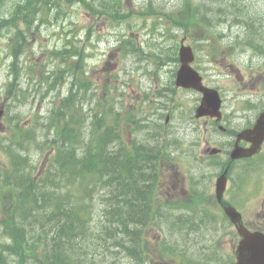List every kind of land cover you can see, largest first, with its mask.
Returning a JSON list of instances; mask_svg holds the SVG:
<instances>
[{"label": "rangeland", "instance_id": "obj_1", "mask_svg": "<svg viewBox=\"0 0 264 264\" xmlns=\"http://www.w3.org/2000/svg\"><path fill=\"white\" fill-rule=\"evenodd\" d=\"M16 1L22 5L25 0ZM86 1L88 3L81 7L57 0L51 11L39 5L40 11L34 14L36 23H19L14 31L23 34L25 42L18 52V63L10 56L13 28L9 31L3 28L0 35V168L3 173L12 172L9 154L17 156L20 163L15 170L28 181L27 187L33 189L30 184H34L36 197L45 198L39 191V188L46 189L39 187L40 180L46 178L43 176L46 171L53 173L64 160H54L55 144L45 147L46 142L40 141L25 145L19 139L32 127L41 135L51 130L47 123H52L68 87V78L61 77L59 82L53 83L52 77L60 75L68 60L60 51L65 45L71 48L70 43L74 44L69 56L75 52L86 57L87 79H95L99 86L92 97L90 91L87 93L84 109L89 111L91 101L99 98L101 91L102 97L107 98L103 107L112 105L121 110L122 115L130 111L136 121L145 126L124 129L122 122L120 139L115 131L107 140V146L115 150L118 160H125L128 150L133 149L136 161L123 165L128 168L124 175L119 168L104 173L102 178H91L89 204L95 209L102 207V232L100 223L89 218L88 227L98 229L96 235L91 234L88 239L74 235L68 247L82 253L77 257L79 264H133L135 258L125 247L133 251L134 245L139 249L145 248L147 243L156 246L165 229L154 217L148 218L145 225H141L142 219L137 215L125 222L126 214L136 209L130 206L131 201L136 202V197L124 198L122 202L118 192H123L124 188L130 191V185H134L132 196L139 194L144 188L135 177L144 176L147 195L152 197L150 213L160 208L164 184L173 187L169 179L176 183L173 189L165 188L167 193L200 194L205 190L200 185L203 181L211 194L213 173L217 172L218 163L225 159L229 149L225 142L232 141L231 133L222 134L207 128L202 118L194 117L197 95L174 85L172 71L177 66L170 61L174 53L177 55L181 42L188 45L194 57L192 67L207 85L220 88L227 115L232 106L236 114L257 111L264 104V86L252 79L258 73L264 76V0H189L195 8L186 14L187 35L170 23L179 20V5L185 0ZM10 3V0H0V17L7 18L12 12ZM60 16L62 20L54 18ZM14 72H17V80ZM245 99L253 101L252 109L251 103L250 106L245 104ZM109 126L114 127L105 123L106 128ZM77 147V154L81 155L82 147ZM217 148H221L222 153H217ZM234 166L231 177L237 184L230 183L225 198L242 213L248 225L259 224L264 221V144L254 160L237 161ZM130 171H134L132 176L137 184L132 179L121 178ZM179 182L183 183V188H179ZM83 184L88 185L89 181ZM64 190L61 185L56 197L54 194L50 198L58 201V195ZM17 194L23 195L21 186L0 183V264H20L21 256V264H59L67 245L57 246L52 234L41 238L40 232L43 236L68 209L58 213L49 204L30 203L33 198L19 205ZM210 205L215 206V201ZM112 206L117 208L113 210ZM110 212H118L120 216L114 220L108 216ZM186 217L188 221L194 220L196 227L183 230L178 239L187 251L184 264L228 261L237 239L233 243L231 237L235 230L227 218L222 213L218 217L214 215L217 228L213 226L214 220L204 228L200 215L186 214ZM4 223L8 224V229L22 234L24 247L20 257L12 252L13 237L2 233ZM126 228L135 232L139 241L133 243ZM164 261L170 263L168 259Z\"/></svg>", "mask_w": 264, "mask_h": 264}, {"label": "trees", "instance_id": "obj_2", "mask_svg": "<svg viewBox=\"0 0 264 264\" xmlns=\"http://www.w3.org/2000/svg\"><path fill=\"white\" fill-rule=\"evenodd\" d=\"M74 138L76 139V137ZM84 152L86 153V155L84 157H81V155L77 156L78 162L75 163L74 169L67 175L65 173V175H58L57 178L51 177L49 179L43 178L42 181L40 180L39 187H43L46 189L39 188V191L42 192L41 196H44L45 198L39 199L38 197H36V194L34 193L35 187L32 186L34 184H30L33 189L27 187L29 183L24 178H19L16 176L11 181L16 186L20 185L22 187L23 198L29 197L34 199H31L30 203L41 205L49 204L53 208H56L58 213H60L63 209H68L63 213L62 217H58L56 219V222L53 223L51 227H48L49 230L47 231L48 234H52L54 244H56L57 246H62L64 244L67 245L66 249L62 253V256L59 258V264H79V261L77 260V254L74 253L72 248L68 247V244L74 235H81L85 239H87L91 234L93 236L96 235L98 229L91 230L88 227L90 219L95 218L94 220L100 223V232H102V207L100 209H95L89 204L91 194L88 192V188L90 186L91 178H96L99 176L100 178H102V175L104 173L110 172L111 170L115 171V169L118 170L119 168L121 169V173L123 175L128 171V168L126 166H123L126 163L118 160L116 156V158L109 157V155L106 154L105 150L102 149V144L94 150L93 148H87ZM63 169L64 167L62 168V170ZM133 172L130 171V174L128 176H121V178L132 179L134 184H137L136 182H139V184L144 189H142L139 194H135L134 196H132L136 189L134 185H130V191L124 188L123 192H118L122 196V202L124 198L131 199V197H136V202L133 203L131 201L130 204L131 207L135 206L136 209H133L131 210V212H128L126 214L125 222L128 221V218L133 219L136 215L138 219L141 216L142 220L146 221L149 207L147 206V189L145 188L146 186L145 184H143V182L146 181L147 178H145L144 176H136L135 178L137 180L135 182L132 176ZM88 181V185L83 184ZM97 181L99 180L96 179V182ZM61 185L64 186L65 190L62 195H58V201H54L56 197V191ZM45 192H47L46 195L44 194ZM54 194L55 197L51 199L50 196L53 197ZM62 197L64 199H62ZM27 199H17L16 202L19 205H24ZM138 206H140V208H138ZM112 208L117 207L112 206ZM130 214L133 215L129 217ZM108 216H112L113 219H116L118 216H120V214L118 212H110L108 213ZM126 229L130 231L127 232V234L133 237V232H131V230L128 228ZM14 242L16 243V245L11 248L12 250L18 251L19 247H23L24 242L22 234H19L15 238Z\"/></svg>", "mask_w": 264, "mask_h": 264}, {"label": "water", "instance_id": "obj_3", "mask_svg": "<svg viewBox=\"0 0 264 264\" xmlns=\"http://www.w3.org/2000/svg\"><path fill=\"white\" fill-rule=\"evenodd\" d=\"M238 257V264H264V241L261 240L258 245L243 242Z\"/></svg>", "mask_w": 264, "mask_h": 264}, {"label": "bare ground", "instance_id": "obj_4", "mask_svg": "<svg viewBox=\"0 0 264 264\" xmlns=\"http://www.w3.org/2000/svg\"><path fill=\"white\" fill-rule=\"evenodd\" d=\"M92 123L98 124V123H100V119L99 118H93ZM77 131L78 132H82L79 127H77ZM114 151L115 150L111 149V150L108 151V153L112 154ZM181 218H182V224L184 226L188 227L189 229H193L194 227H196L194 224L190 223L187 219H185L183 217H181ZM163 219L165 221H170V222H173V223H177L178 216L174 215V216L164 217Z\"/></svg>", "mask_w": 264, "mask_h": 264}, {"label": "flooded vegetation", "instance_id": "obj_5", "mask_svg": "<svg viewBox=\"0 0 264 264\" xmlns=\"http://www.w3.org/2000/svg\"><path fill=\"white\" fill-rule=\"evenodd\" d=\"M239 118H240V121H242V122H240V123H241L242 125H244V127H246V126L249 124V122L244 121L245 115H240ZM225 121H226V124H227L228 127H229V130H230V129L235 130L236 123H232V121H235V119H234V114H229V115H227ZM244 143H245V145H248V143H246V142H244ZM245 145H244V146H245Z\"/></svg>", "mask_w": 264, "mask_h": 264}]
</instances>
